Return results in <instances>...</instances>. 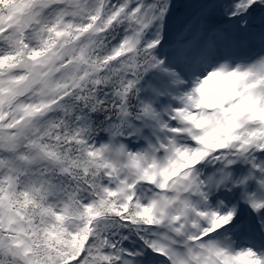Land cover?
Masks as SVG:
<instances>
[{"label":"snow or ice","instance_id":"snow-or-ice-1","mask_svg":"<svg viewBox=\"0 0 264 264\" xmlns=\"http://www.w3.org/2000/svg\"><path fill=\"white\" fill-rule=\"evenodd\" d=\"M0 264H264V0H0Z\"/></svg>","mask_w":264,"mask_h":264}]
</instances>
